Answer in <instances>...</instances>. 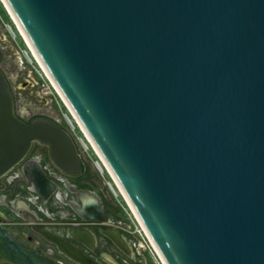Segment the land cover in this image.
Wrapping results in <instances>:
<instances>
[{"label": "water", "instance_id": "water-1", "mask_svg": "<svg viewBox=\"0 0 264 264\" xmlns=\"http://www.w3.org/2000/svg\"><path fill=\"white\" fill-rule=\"evenodd\" d=\"M5 1L165 263L264 264V0ZM34 141L80 171L0 69V177Z\"/></svg>", "mask_w": 264, "mask_h": 264}, {"label": "flooded vegetation", "instance_id": "flooded-vegetation-1", "mask_svg": "<svg viewBox=\"0 0 264 264\" xmlns=\"http://www.w3.org/2000/svg\"><path fill=\"white\" fill-rule=\"evenodd\" d=\"M16 48L0 21V69L15 115L27 124L48 118L65 130L81 169L67 173L48 145L34 141L0 177V264H158L104 175L57 115L54 100L43 95L34 71L11 60L18 57Z\"/></svg>", "mask_w": 264, "mask_h": 264}, {"label": "built area", "instance_id": "built-area-1", "mask_svg": "<svg viewBox=\"0 0 264 264\" xmlns=\"http://www.w3.org/2000/svg\"><path fill=\"white\" fill-rule=\"evenodd\" d=\"M8 26V32H9V35L11 36V34H13L14 37H16V33L15 31L13 30V28L9 25V24H6ZM21 35V34H20ZM30 50V49H29ZM27 56V58L33 63V59L35 60V58L33 57L32 53V57L30 56V54L28 53L27 50H23ZM36 61V60H35ZM41 70V68H40ZM42 72V71H41ZM43 74V73H42ZM46 77V76H45ZM47 78V77H46ZM48 79V78H47ZM49 81V79H48ZM50 82V81H49ZM48 86V85H46ZM49 88H51V92H55V90L53 89V86H51V83H50V86H48ZM65 114V118H66V122L68 124V128L69 130H73V132H75L76 134V130L77 128L82 132V135H77L76 134V138H77V143L79 144V146L81 147V149L87 153L89 156H91V151L94 152L97 156V159H92V161L94 162L95 166H96V169H98L99 171H101V173H103V175L106 173L109 174L110 176V172L109 170L107 169L104 161L102 160V158L98 155L95 147L93 146V144L91 143V141L89 140V138L87 137V135L84 133L83 129L81 128L80 124L76 121V119L73 118V116L70 114H67V113H64ZM92 158V157H91ZM111 178V176H110ZM107 183V186L109 187L111 193L114 195V197L118 198L119 195L122 196V198L124 199L123 197V194L121 192V190L119 189L118 185L116 184L115 180H113L111 178V180H107L106 181ZM125 201V200H124ZM126 202V201H125ZM127 205V204H126ZM128 207V206H127ZM128 210H129V216L132 217V221L134 223V229L135 231L140 234L143 238V240L147 243V245L150 247L156 261L158 264H164V262L162 261L161 257L159 256V254L156 252L155 248L153 247L151 241L149 240L146 232L144 231L143 227L141 226V224L139 223L137 217L134 215V213L129 209L128 207Z\"/></svg>", "mask_w": 264, "mask_h": 264}, {"label": "trees", "instance_id": "trees-1", "mask_svg": "<svg viewBox=\"0 0 264 264\" xmlns=\"http://www.w3.org/2000/svg\"><path fill=\"white\" fill-rule=\"evenodd\" d=\"M0 21L2 24H9L13 30L15 31L16 33V37H17V40L15 42L16 44V47L19 49V50H27L28 53L30 54V56L32 57L31 55V52L29 50V48L27 47L23 37L20 35L18 29L16 28L13 20L11 19L8 11L6 10V8L4 7L3 3L1 2L0 0ZM25 63H28V60L25 59ZM33 67H34V73L36 74V76L38 77L41 85H48L50 86V82L48 81V79L42 74L37 62L33 59ZM55 98L57 99L58 101V105L61 109V111L63 113H67L70 115L68 109L66 108V106L63 104V102L61 101V99L59 98V96L57 95L56 92H53ZM76 134L77 135H82V132L77 128L76 130ZM93 154L92 159H97V156L94 152L91 151V155ZM104 177L106 180H111L110 176L108 173L105 172L104 174ZM121 204V208H122V211L124 212L125 215H127V217L129 218L130 222L133 223V219L131 216H129V210H128V207L126 205V202L124 201V199L122 198V196L119 195V197L117 198ZM134 224V223H133ZM134 226V225H133Z\"/></svg>", "mask_w": 264, "mask_h": 264}, {"label": "rangeland", "instance_id": "rangeland-1", "mask_svg": "<svg viewBox=\"0 0 264 264\" xmlns=\"http://www.w3.org/2000/svg\"><path fill=\"white\" fill-rule=\"evenodd\" d=\"M3 25V28L5 29V31L8 33V36H9V38H10V40H11V42L12 43H14V45H15V47H16V44H15V42H16V40H17V37H14L13 36V34H11V36L9 35V32H8V26L6 25V24H2ZM17 49V48H16ZM19 53H18V57H14L15 59H11V60H13L14 62H16V60L18 59V64L19 65H22L21 63L23 62V64L26 66V67H28V68H30V69H34V67H33V63L27 58V56H26V54H25V52L23 51V50H17ZM31 52V51H30ZM34 58H35V56H33ZM17 58V59H16ZM25 59H27L28 60V63H25ZM36 59V58H35ZM39 66V65H38ZM40 68V67H39ZM34 71V70H33ZM41 71H42V73H43V75L44 76H46V74H45V72L41 69ZM10 76H12V75H10ZM47 77V76H46ZM51 86H52V84H51ZM41 89H42V93H43V95H46V96H48V97H51L53 100H54V102H55V104H56V106H57V115L59 116V118L60 119H62L64 122H65V124L68 126V124H67V122H66V118H65V114L61 111V109H60V107H59V105H58V101H57V99L55 98V96H54V94L51 92V88H49L48 86H46V85H41ZM54 89V88H53ZM58 95V94H57ZM60 98V97H59ZM62 101V100H61ZM71 133H72V135L76 138V134H75V132H73V130H71ZM76 142H77V138H76ZM87 154V153H86ZM88 155V154H87ZM89 156V155H88ZM91 156H93V154L91 155ZM93 165H94V167L96 168V166H95V164H94V162H93ZM97 171L101 174V175H103V173H101V171H99L98 169H97Z\"/></svg>", "mask_w": 264, "mask_h": 264}, {"label": "bare ground", "instance_id": "bare-ground-1", "mask_svg": "<svg viewBox=\"0 0 264 264\" xmlns=\"http://www.w3.org/2000/svg\"><path fill=\"white\" fill-rule=\"evenodd\" d=\"M1 1L6 5L7 9H8L9 12L11 13V15L13 16V19H14V21H15V26L17 27L18 31H20V33H22L21 35H23V37L25 38L26 42L29 44V47H30L29 49L31 50V53H32L33 48H32V46L30 45V42H29L28 38L26 37V35H25V33H24V31H23L21 25L18 23V21H17L15 15H14V13L12 12V10L10 9L9 5L7 4V2H6L5 0H1ZM33 53H34L33 56H35V58H37V60L39 61V63H41L40 60L38 59V57H37L35 51H33ZM41 65H42V63H41ZM42 66H43V65H42ZM47 74H48V73H47ZM49 77H50V76H49ZM51 80H52V79H51ZM53 84H54V82H53ZM54 85H55V84H54ZM75 117H76V116H75ZM79 123H80V122H79ZM80 125H81V123H80ZM81 128L84 130V132L86 133L87 137L89 138V140L91 141V143H92L93 146L95 147L97 153H98V154L101 156V158L103 159L102 155L100 154V152L98 151L97 147L94 145L93 141L91 140L89 134L86 132V130L84 129V127H83L82 125H81ZM103 161H104V160H103ZM104 163H105L107 169L109 170V172L111 173V175L113 176V178L115 179L116 184L118 185L119 189L121 190L122 194L124 195L125 199L127 200V202H128V204H129V206L131 207L133 213L136 215V217H137L138 220L140 221V219H139V217H138V214H137L136 210L134 209V207H133L131 201H130L129 198L127 197V195H126L125 191L123 190V188L121 187L120 183L118 182V180H117L116 177L114 176L112 170L110 169V167L108 166V164H107L105 161H104ZM140 222H141V221H140ZM141 225L143 226V229H144V231L146 232V234H147L149 240L151 241L153 247L155 248L156 252L159 254V256L161 257V259H162V261L164 262V264H166L165 261H164V259H163L162 256H161L160 252L158 251V249H157L155 243L153 242L152 238L150 237L148 231H146V229H145V227H144V225H143L142 223H141Z\"/></svg>", "mask_w": 264, "mask_h": 264}]
</instances>
